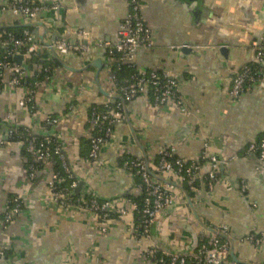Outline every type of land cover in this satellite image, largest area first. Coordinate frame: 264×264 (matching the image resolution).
Here are the masks:
<instances>
[{
  "label": "crops",
  "instance_id": "crops-1",
  "mask_svg": "<svg viewBox=\"0 0 264 264\" xmlns=\"http://www.w3.org/2000/svg\"><path fill=\"white\" fill-rule=\"evenodd\" d=\"M140 4L153 45L138 51L133 63L139 70H165L177 78V94L187 112L180 113L173 102L156 106L147 93L128 102L133 130L127 122L117 125L111 141L101 148L100 165L90 171L79 152L81 139L89 140L92 132L91 104L116 100L109 97H116L118 89L107 79L102 47L58 57L50 83L36 91L35 124L28 107L17 105L16 93H0V218L9 196H23L25 205L5 228L0 224V245L8 253L0 257V264H154L143 257L146 248L192 252L198 238L211 233L208 228L221 225L227 227L236 258L229 255L223 264H264V241L254 246L248 239L250 234L264 235V161L242 153L264 132V71L249 90L237 98L229 96L230 77L255 62L251 43L264 34V0H140ZM126 12L124 0H61L58 10L35 19L38 26L31 33L39 42L42 34L43 42L51 43L58 37L75 40L73 30L84 29L92 41L114 43ZM21 22L10 13L0 15L1 26ZM183 44L187 52L171 48ZM221 48H226L225 55ZM46 49L42 57L52 59ZM98 59L99 70L92 65ZM54 114L57 122L47 125L46 119ZM13 123L51 130L81 190L101 198H121L134 186L133 175L121 166V153L145 155L152 169L161 149L174 148L176 156L192 160L207 143L208 153L222 161L223 168L211 189L202 180L190 193L180 179L168 177L175 183L168 184L174 202L155 217L148 238L135 230L133 215L114 216L102 233L91 217L46 205L52 167L41 164L37 181L30 178L21 146L2 144Z\"/></svg>",
  "mask_w": 264,
  "mask_h": 264
},
{
  "label": "built area",
  "instance_id": "built-area-1",
  "mask_svg": "<svg viewBox=\"0 0 264 264\" xmlns=\"http://www.w3.org/2000/svg\"><path fill=\"white\" fill-rule=\"evenodd\" d=\"M127 6L125 17L119 23L117 31V41L111 43L109 41H92L89 32L84 29L73 30L76 39L70 40L63 37H58L50 43V47L56 56H63L68 53L83 55L91 50V46L97 45L103 49V68L106 70L107 79L110 84L116 87L114 76L111 70V63H127L134 64L133 60L136 53L143 49L152 47V32L144 22L141 15L140 0H124ZM61 7V0H49L46 2H36L34 0H0V15L10 13L13 17L20 18L21 23L35 21V19L43 12L48 10H58ZM14 22V21H13ZM3 33L0 34V49H5V55L0 62L2 71L0 73V82L2 88L0 93H16V103L19 107H28L31 115V124H35L37 114L33 112V102L37 89L40 87L46 88L50 83V79L46 81L36 80L33 82V88L29 89L25 85V80L32 72H28V68L24 63L32 54L49 50L47 46L42 45L28 30L23 31V38H14L9 36L2 39ZM26 43L24 50L21 47ZM10 44L13 49L10 50ZM255 62L261 68L260 72L264 71V34L258 41H253ZM171 48L175 51H180L182 46L174 45ZM50 51V50H49ZM15 54H22L25 57L23 64L10 63L8 57L11 58ZM145 72V71H144ZM139 70L140 77H133L132 81L124 84L118 89L115 88L113 94L121 96L123 101L130 102L140 95L147 93L148 90H153V103L156 106H164L167 103L173 102L180 113H186L187 110L180 97L177 94L178 79L173 77L169 71L162 70L158 73L156 70H150L148 74H144ZM262 75L256 77L250 71L249 65L242 67L237 73L230 77L229 96L237 98L242 92L249 90L256 81L262 79ZM109 103L104 102L103 105L107 110L99 111L96 106L92 107L89 113V125L91 126V134L89 136L90 151L87 166L90 171L99 166V154L101 148L107 142H110L114 129L117 125L123 124L125 115L119 112V107L123 102L118 101L115 107H110ZM57 122L55 118L46 119L47 125H54ZM15 126L12 124L6 131V139H2V144L11 145L19 144L24 146L31 154L33 163L48 164L52 167L51 175L48 180L50 195L45 200L48 207L53 206L64 212L78 213L91 217L97 225L100 232L106 233L109 229V223L114 216L127 217L135 212L140 213L138 228L144 237H149L150 227L158 216L161 210L173 205L171 188L160 179L168 180L172 176L177 180L185 182L190 188H195V184L199 181L205 183L207 188L211 189L216 180V174L220 164L223 163L215 155L208 153L204 144V149L192 160H184L175 154L174 148H164L158 151L159 159L151 169L144 158L134 156L133 158H123L121 153L122 168L127 172H134L139 176L140 183L134 184L132 193L145 192L142 207L128 198H102L99 199L96 195L82 191L79 196L73 200L64 189L65 193H60L56 190L64 177L53 169L54 157L57 156L62 163V167L67 174V178L71 179L70 188L77 186V181L74 180V173L70 170L69 163L65 158L60 143L55 146H48L51 143L49 136L36 139L28 137L33 133L31 125L25 126L24 132L16 139L11 140V136L15 133ZM47 144V145H46ZM243 153L245 155H255L258 159L264 161V132L262 135L253 141L246 144ZM176 157V160L171 162L168 157ZM148 165V167H147ZM204 167L206 168L203 171ZM149 170L156 177L149 174ZM29 176L34 179L35 172L30 169ZM243 190V185L241 184ZM7 198L2 206V216L0 224L4 228L11 223L14 218L21 215L24 211V197L14 195L11 200ZM211 228V227H210ZM215 232H211L207 236H200L197 240V245L192 252H172L162 249L159 246L152 245L145 249L143 257L152 260L154 264H223L229 256L230 243L223 238L221 234L227 235V227L221 225L212 228ZM248 239L254 246H259L264 241L263 234H250ZM5 248L0 245V257L4 256Z\"/></svg>",
  "mask_w": 264,
  "mask_h": 264
},
{
  "label": "trees",
  "instance_id": "trees-1",
  "mask_svg": "<svg viewBox=\"0 0 264 264\" xmlns=\"http://www.w3.org/2000/svg\"><path fill=\"white\" fill-rule=\"evenodd\" d=\"M33 28H30V27H23L21 25H18V24H15L13 26H3L0 28V34L3 33L2 35V39H5V38H8L9 36H13L14 38H23V31L25 30H28L30 33L32 31ZM26 43L21 47L22 50L25 49V46ZM8 48L13 49V46L10 44V46H8ZM5 55V49H0V62L2 61L3 57ZM8 61L10 63H13V60L12 58L9 56L8 57ZM25 67L26 68H29L28 72H32V74L27 77V79L25 80V85L29 88V89H32L33 88V82L36 81V80H39V81H45V80H48L50 79V77L53 75V72H54V69L57 65H59V62H58V59L56 58H52V59H49V60H45L43 57H42V54H39V53H35V54H32L30 56V58H28V60L25 61L24 63ZM111 70H112V73H113V76H114V82L115 84L120 87L124 84H128L132 81V78L133 77H140V74H139V69L134 65V64H127V63H119L118 65L116 64V62H112L111 65ZM249 67H250V71L252 73H254L256 75V77H259L261 75V72H260V68L261 66L258 64V63H253V64H249ZM2 71V67L0 65V73ZM141 71H145L144 74H148V71H146L145 69H142ZM158 73H160V71H157ZM257 82V81H256ZM255 82V83H256ZM0 88H2V83L0 82ZM148 96H149V99L152 101L153 103V99H154V93H153V90H148L147 92ZM118 99L116 100H111L109 103V106L110 107H115L116 104L118 103ZM128 102H126V108L128 106ZM99 110V111H105L107 110L103 105H94V104H91V108L92 107H95ZM90 108V110H91ZM89 110V112H90ZM119 112L122 114V115H125L127 113V109L124 110L123 106L121 105L119 107ZM51 118H57V116L54 114L51 116ZM124 123L126 122L125 120L123 121ZM49 126H52V125H49ZM25 130V126H15V133L11 136V140L13 139H16L18 138ZM262 134H260L257 139L261 136ZM28 137H33V138H36V139H40L41 136H37V135H34L33 133H31L30 136ZM51 138V143L48 145L50 147H53L55 146V144H58L59 142L57 141V139L53 136H49ZM47 145V144H46ZM246 146V145H245ZM244 146V148H245ZM243 148V150H244ZM89 151H90V142L89 140H83L81 139V147H80V152H79V155L82 157V158H86L88 159V155H89ZM243 153V152H242ZM21 156L23 158V160L26 162L25 165L26 167L28 168V170L30 171V169L32 168V170H34V172L36 173L37 170L39 168H41V164L40 163H36L34 164L33 163V160H32V156L31 154L26 150V148L24 146H21ZM123 158H126V159H130V158H133L134 156L131 155V154H126L124 153L122 155ZM159 159V155L157 154V156H155L154 158V162L152 164H156V161ZM168 160L173 162L176 160V157L172 156V157H168ZM120 162H121V166H122V158H120ZM153 168V167H152ZM53 169L55 171H57L58 173H60L62 175V177H64V180L57 185L56 187V190L60 193H65L66 191L64 189H66L68 192V196L75 200L79 194L82 192L81 190V182L78 181V178L77 177H74V180L77 181V186L75 188H70V184H71V179L67 178V174L65 173L63 167H62V163L61 161L58 159L57 156L54 157V161H53ZM133 175V179H134V184H138L140 183V178L139 176L135 175L134 172L131 173ZM35 182L37 181V177L35 176ZM183 182V181H182ZM199 184L198 182L195 184V187H197ZM183 187H184V190L187 192V193H190V187L185 183L183 182ZM144 195H145V192H140V193H132V188L131 190L129 189V191H127L126 193H123L122 194V197L121 198H128V199H131L133 202H135L138 207H142V204H143V200H144ZM14 195L12 196H9L8 200H11L13 198ZM98 197V196H97ZM99 199H102L101 197H98ZM134 216V221H135V230L137 231V233H140L141 234V230L138 228V223H139V220H140V213L138 212H135L133 214ZM8 255L7 251L4 252V256L6 257Z\"/></svg>",
  "mask_w": 264,
  "mask_h": 264
},
{
  "label": "water",
  "instance_id": "water-1",
  "mask_svg": "<svg viewBox=\"0 0 264 264\" xmlns=\"http://www.w3.org/2000/svg\"><path fill=\"white\" fill-rule=\"evenodd\" d=\"M191 1H194V0H191ZM192 3H193V2H192ZM194 5H195V9H198V10H199V8L196 6L195 3H194ZM199 13H200V12L198 11V14H199ZM194 14L197 15V11H196V12L194 11ZM20 25L23 26V27H25V28H26V27L34 28L35 26H38V23H35V22L31 21V22H26V23H20ZM1 27H3V26L0 25V28H1ZM39 40H40V43H42V44H44L45 46L48 47V49L50 50V52H51L53 58L58 59V56L55 55V53L53 52L52 48L50 47V43H44V42H43V36H42V34L39 35ZM185 48H186V44H183L181 50H182L183 52H187L188 50L186 51ZM226 51H227L226 48H221V50H220V52H221L223 55H225ZM12 60H13V62L16 63V64H23V62L25 61V57H24L22 54H15V55L12 57ZM92 65L96 66L98 70L102 68V62L100 61V59L95 60L94 62H92ZM102 93L104 94V96L109 97L108 93L103 92V91H102ZM109 98H113V99L121 100V101L123 102V108H124V110H126V103L123 101V99H122L121 96L109 97ZM125 121H126V122L129 124V126H130V120H129V118H128L127 113L125 114ZM130 129L133 130L131 126H130ZM131 132L133 133V131H131ZM33 134H34V135H37V136H41V137H44V136H51V130H50V131H46V130H37V131H36V130H33ZM134 136H135V135H134ZM141 150H142V152H143V154H144L143 149H141ZM144 159H145V161H146V163H147V159H146L145 155H144ZM147 167H148V165H147ZM148 168H149V167H148ZM220 168H221V169L223 168V164H222V163L220 164ZM149 174H150L152 177H156V178H157V176H156L154 173H152L150 170H149ZM158 179H160V180H161L162 182H164L165 184H171V185L174 184V185H175L174 182H169V181L166 180V179H161V178H158ZM185 195H186V197L188 198L187 194H185ZM188 202H189V204H191V201H188ZM207 228H208V227H207ZM208 229H209L211 232H215V230H213L212 228H208ZM221 236H222L223 238H225L226 240L229 241V243H230L229 255H230V257H232L233 259H236V258L234 257V255H233V251H232L231 238H230L228 235H223V234H221Z\"/></svg>",
  "mask_w": 264,
  "mask_h": 264
}]
</instances>
